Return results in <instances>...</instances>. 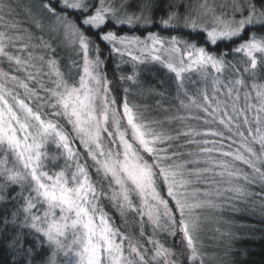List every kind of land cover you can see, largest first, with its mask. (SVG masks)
Masks as SVG:
<instances>
[{
    "label": "snow or ice",
    "instance_id": "obj_1",
    "mask_svg": "<svg viewBox=\"0 0 264 264\" xmlns=\"http://www.w3.org/2000/svg\"><path fill=\"white\" fill-rule=\"evenodd\" d=\"M57 2L59 12L51 0L42 4L52 17L50 31L62 34L82 57L66 71L51 43L10 21L13 0H0V26L8 29L0 31V60L9 65L8 71L0 69V202L15 204L0 220V232L13 229L9 247L25 264H30L37 242L41 249L45 242L51 249L46 264H178L179 254L153 238L157 232L180 235L188 260L203 264L195 243L200 211L226 206L217 200L256 195L248 192L249 185L259 183L264 189V84L256 83L257 71H264V36L253 33L232 49L231 54L245 58L233 62L228 51L213 53L177 36L148 32L142 38L105 31L109 25L129 31L143 30L141 22L154 26L153 0H142L132 12L129 0ZM182 6L169 5L167 18L160 21L164 29L203 32L212 47L241 38L249 28L264 27V0H232L230 15L217 14L207 0L195 9L187 6L191 10L184 14ZM85 28L121 62H131L132 73L121 80L138 83L137 69L151 62L174 74L173 114L162 121L148 119L129 101L128 89L121 112L99 45ZM193 73L199 81H192ZM189 83L203 86L190 93ZM250 97L255 103H249ZM60 119L71 126V133ZM77 140L91 164L81 161L73 146ZM48 144L55 145L57 155H49ZM60 159L64 165L59 171L49 168ZM217 176L222 179L216 181ZM158 184L166 186L171 206ZM11 188L20 191L13 194ZM260 199L264 201V191ZM104 200L122 217L135 215L142 236L144 224H151L153 236L146 239L150 248L114 226Z\"/></svg>",
    "mask_w": 264,
    "mask_h": 264
},
{
    "label": "rangeland",
    "instance_id": "obj_2",
    "mask_svg": "<svg viewBox=\"0 0 264 264\" xmlns=\"http://www.w3.org/2000/svg\"><path fill=\"white\" fill-rule=\"evenodd\" d=\"M43 1L44 0H41V1L40 0H13L14 14L10 18V21L11 20L18 21L19 27L26 29L34 38L43 37L45 41L51 43L52 46L56 49V58L60 62L61 70L66 71L67 67L71 64L72 61H81L82 57L76 54L77 49H74L69 42H66L62 34H54L50 31L49 26L51 24L52 17L42 8V4L47 3ZM52 1H57V0H52ZM203 2L204 0H202L201 3ZM207 2L210 6H213L217 9V14H220L222 11L223 13L230 15L232 12V8H231L232 0H207ZM129 11L132 12L135 10L132 8H129ZM33 16L36 17L35 22L33 20ZM160 21H161V18L156 20L157 24L161 28H164L163 25L160 23ZM36 23H39L41 27H36ZM7 30H8L7 28L0 26V31H7ZM251 30L252 28L248 30L245 37L239 38V40L237 39V43L235 44L234 48L237 47L243 40H247L250 37V35L253 33L258 38L264 36L263 33L260 34L258 32L257 33L252 32ZM197 32H193V33H197ZM154 33H157L160 36L165 37V38L170 37V36H177L184 40H187L186 37H182L181 35H178L175 33H161L159 31H156ZM10 34L22 35V33H10ZM147 34L148 33L144 35H138V34H128L127 33V34H121V35H138L143 38ZM204 40L206 41L205 34H204ZM187 41L195 42L194 40L192 41L187 40ZM32 42L34 44L39 43L37 39H33ZM99 50L101 52L100 46H99ZM36 54H42V53L37 52ZM257 55L259 56V54ZM244 59L245 58L243 57L242 54H232V57H230L228 60L235 62V61H243ZM3 66H5L6 68L5 67L3 68ZM124 67H125V71L129 72V73L126 72V74L124 75H130L132 73V68H133L131 62L124 63ZM155 68H162L163 70H166V73L168 72L167 75L170 76L172 79L173 86L172 88L167 89L166 91L167 95L165 94V97L162 93L158 92V89L154 88L150 83L151 79L155 77L154 75ZM0 69H3L4 71H8L9 69L8 62L0 60ZM73 72L75 73V69H73ZM137 73H138V83L133 84L132 82H127V84L123 85L122 88L118 87L117 84H115V82L110 76H107L108 80L112 82L111 95L115 97L118 109H119V106L122 104V100L125 95L124 90L128 89L129 90V95H128L129 101L132 104L140 106L144 110V113L148 119L162 121L165 119L166 116L172 115L173 111L175 110V106L177 102L176 101L177 82H176L174 74H172L166 68H164L162 65L156 62H151L146 65H142L139 69H137ZM76 78L78 79V76ZM199 80H200L199 74L193 73L192 81H199ZM123 83H125V81ZM249 83H251V81ZM256 83L264 84V71H260V70L257 71ZM202 86H203L202 84L189 83L188 91L192 93L195 90V88L202 87ZM253 96H254V93H253ZM249 103H255V101H253L252 98L250 97ZM242 104H243V100L238 102V105H242ZM165 109H172V111L165 112ZM119 110L122 112V109H119ZM180 114L184 115V113H180ZM187 123L195 126L194 121H188ZM105 142L107 143L106 137H105ZM180 143H183V141H181ZM73 146L75 148L77 147V144L75 143V141H74ZM254 147H256L257 151L259 150L258 145H254ZM191 150L192 149L183 148L182 152H188ZM47 151L50 156L57 155V149L55 145L53 144L47 145ZM184 158L190 159V157H187V156H185ZM53 163L55 164L53 165ZM63 165H64V161L62 159L53 160L51 164L49 165V168L54 171H59V169L62 168ZM236 166L241 168L243 171H246V172L250 171L246 166L242 165L239 162H237ZM214 179L216 181H220L222 178L217 176ZM159 185L160 187H158V191L160 192L161 196L164 197V199L169 200V204L171 206L172 201L167 196L166 186L162 184H159ZM253 186H257L259 190L262 189L259 183H256L254 185H249L247 186V190L249 193H252ZM223 187H228V185L224 184ZM159 188H161L162 191H160ZM225 195H228V194H225ZM251 198H252V195H250L248 198H243V199L233 200L229 198L224 201L217 200L216 201L217 204L226 205V206L217 207V208H205L200 211L199 228L196 232L195 243L200 253V257L203 259V264H232L230 262L231 261L230 256L232 252L231 249L232 247H234L233 240L236 235L242 233L243 225L238 221L237 223L233 224L229 220H233L234 217L239 218L244 211L247 214H250L251 206H249V202L254 203L257 209L258 206L260 205L259 200L253 201ZM134 203L138 204L139 203L138 199H134ZM253 214L256 215L255 213ZM119 217H120V220H122V224H121L122 231L121 232L131 237L134 242L139 237L138 235L141 234V228H140V224L138 223L137 217L133 214H129L123 217L119 214ZM114 225L116 226V224ZM116 227L118 228V226ZM143 232H144V237L146 239L149 236H153V229H152L151 224L145 223ZM169 236L170 235L167 233L157 232L153 236V238L161 241L164 237L168 238ZM145 238L143 242L144 244L146 240ZM178 244H179V248H180V252L182 256L188 259L187 257L189 253L186 250V242L182 241V237L180 235L178 236ZM219 244L225 250L224 253H219V249H218ZM224 244L230 247H227L225 249L226 246H223ZM150 247L151 245H149V248ZM195 264H199V259L195 262Z\"/></svg>",
    "mask_w": 264,
    "mask_h": 264
},
{
    "label": "trees",
    "instance_id": "obj_3",
    "mask_svg": "<svg viewBox=\"0 0 264 264\" xmlns=\"http://www.w3.org/2000/svg\"><path fill=\"white\" fill-rule=\"evenodd\" d=\"M43 2L48 3L49 0H44ZM51 2H52L53 7H55L58 12L61 11V7L57 3V1L51 0ZM201 2L202 0H153L154 8L150 14V19L151 21L154 22V26H144L143 23L141 22V28L143 30L136 29L134 31H129L128 27L114 28L112 25H109L108 28L105 29V31L113 30L118 35L127 34V33L144 35L148 32H156V31H159L161 33H175V34L181 35L182 37H186L187 40H190V41L194 40L198 45L205 46L206 48H208L209 51L213 53H220L222 51H228L230 55H228L227 59H229L230 57H232V54H231L232 49L237 43V39L231 41L230 43L221 42L218 46L212 47L204 40L203 32L198 31L197 33H193L187 30H183L179 32L168 31V30H165L164 28H161L156 22V20L159 18L161 19L167 18V14L171 10L169 8V5H172V4L184 5L180 7L179 9V11L183 14L189 10L187 6L190 5L191 9H194V8H197ZM129 3L131 5L130 8L134 9L135 11H138V7L142 3V0H129ZM77 22L79 23L78 20ZM248 30L244 32L242 37H245ZM84 31L91 37L93 41H95L101 47V53H102L101 58L103 59L105 58L104 61L106 63L107 76H110L115 82V84H117L118 87L122 88L123 85L127 84V82L125 81V83H123L124 81L120 79V76L128 72V71H125L124 63L120 61V58H117L115 55L110 53L109 46L105 44L104 42H101L94 31H89L86 28L84 29ZM251 31L264 34V27H260V26L252 27ZM117 65H119V67H117ZM4 67L5 66H3V68ZM167 74L168 72L166 73V70H163L162 68H155L154 69L155 77L151 79V82H150L154 88L158 89V92L164 95V97H165V94L167 95V92H166L167 89L172 88L173 86L172 79ZM41 95H43V93H41ZM44 111H47V110L45 109ZM59 123L61 124V126L64 128L65 131L71 133V126L67 124L66 121H64L63 119H60ZM75 143L77 144L76 149H78L81 152V157H80L81 161L82 162L87 161L88 164H91V161L87 157L83 146L78 142V140L75 141ZM180 151H183V148L180 149ZM54 164L55 163H53V165ZM90 175L92 176L93 180L98 179L94 170L92 169H90ZM158 187H160L159 184H158ZM159 189L160 191H162L161 188ZM10 191L11 193L15 194V193H18L20 189L11 188ZM262 191L264 190L262 189L259 190L257 186H253L252 193H255L256 195H252L251 199L253 201L259 200L260 205L258 206L257 209L254 203L249 202V206H251L250 214H247L244 211L239 218L234 217L233 220H229L233 224L237 223L238 221L243 225L242 233L236 235L233 240L234 247H232L231 249L232 252L230 256V260H231L230 262L232 264H264V201L260 199V194ZM103 207L105 208V211L108 212V214L112 217L113 223L116 224V226H118L120 231H122V227H121L122 220H120V217H119L120 213H118V210L115 209L107 200L103 201ZM14 210H15L14 203L0 202V220H2L4 216L9 215L10 212ZM252 211L256 215H254ZM12 234H13V229L11 227L7 229V233L0 232V264H13V261H16L17 264H25L21 256L18 253L14 254L12 249L9 247V237ZM138 236L139 237L134 241V243L138 242L144 245L146 248H149V245L146 243V240H145V244L143 243L144 238H145L144 235L142 236L141 234H139ZM178 236L179 235H176V236L170 235L168 238L164 237L160 242L164 244L165 247L179 254L176 257V259L178 260V264H194L193 261H190L182 256L180 252L179 244H178ZM223 246H226L225 249L227 247H230L225 244ZM35 247H36V251L33 253V257L29 258L30 264H46L47 258L51 252V249L47 246L46 242L42 249L40 248L39 242H37ZM218 249H219V253H224L225 251L221 247L220 244L218 246ZM63 259L64 258L61 257L62 261Z\"/></svg>",
    "mask_w": 264,
    "mask_h": 264
}]
</instances>
